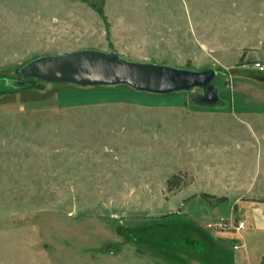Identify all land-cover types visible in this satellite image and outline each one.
Wrapping results in <instances>:
<instances>
[{
    "label": "rangeland",
    "instance_id": "1",
    "mask_svg": "<svg viewBox=\"0 0 264 264\" xmlns=\"http://www.w3.org/2000/svg\"><path fill=\"white\" fill-rule=\"evenodd\" d=\"M81 50L213 69L219 101L199 103L202 88L10 84L39 57ZM255 62L264 0H0V264H264ZM221 217L246 228H205Z\"/></svg>",
    "mask_w": 264,
    "mask_h": 264
},
{
    "label": "water",
    "instance_id": "2",
    "mask_svg": "<svg viewBox=\"0 0 264 264\" xmlns=\"http://www.w3.org/2000/svg\"><path fill=\"white\" fill-rule=\"evenodd\" d=\"M217 75V71L213 69L191 72L167 65L131 62L120 58L114 51L103 53L81 50L65 56L39 57L20 70L21 81L11 80L10 84L24 88L27 80L39 79L46 83H68L78 87L126 85L136 92L163 96L202 88L207 90V94L196 100L209 105L219 101L214 86L211 85Z\"/></svg>",
    "mask_w": 264,
    "mask_h": 264
},
{
    "label": "built area",
    "instance_id": "3",
    "mask_svg": "<svg viewBox=\"0 0 264 264\" xmlns=\"http://www.w3.org/2000/svg\"><path fill=\"white\" fill-rule=\"evenodd\" d=\"M254 70H257L261 73H264V63L255 62L252 65ZM205 228H207L210 232L216 234H225L229 232L233 235H240L242 230L246 228V224L243 220L240 222H236L235 220L231 221V219H226L224 217L218 218L217 220L210 221L205 224ZM237 241V240H236ZM244 248V244L240 241H237L236 245L234 246L235 250H242Z\"/></svg>",
    "mask_w": 264,
    "mask_h": 264
},
{
    "label": "trees",
    "instance_id": "4",
    "mask_svg": "<svg viewBox=\"0 0 264 264\" xmlns=\"http://www.w3.org/2000/svg\"><path fill=\"white\" fill-rule=\"evenodd\" d=\"M29 80H33V79H29ZM176 180H177V177L169 180V182L167 183V186L170 188V190H176V189L180 188L179 182H177ZM234 241L236 242V239Z\"/></svg>",
    "mask_w": 264,
    "mask_h": 264
},
{
    "label": "crops",
    "instance_id": "5",
    "mask_svg": "<svg viewBox=\"0 0 264 264\" xmlns=\"http://www.w3.org/2000/svg\"><path fill=\"white\" fill-rule=\"evenodd\" d=\"M218 95V94H217ZM241 109V108H240Z\"/></svg>",
    "mask_w": 264,
    "mask_h": 264
}]
</instances>
